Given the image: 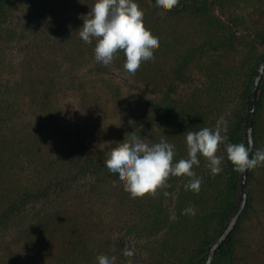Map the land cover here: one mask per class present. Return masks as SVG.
I'll return each mask as SVG.
<instances>
[{
  "label": "trees",
  "instance_id": "trees-1",
  "mask_svg": "<svg viewBox=\"0 0 264 264\" xmlns=\"http://www.w3.org/2000/svg\"><path fill=\"white\" fill-rule=\"evenodd\" d=\"M22 1L0 0V36L14 32L10 27L12 14ZM41 1V11L49 3L51 9L59 10L58 17L65 14L68 4L81 2L86 12L90 10L88 0ZM136 2L144 12L146 28L158 37L159 48L154 51V60L143 63L135 75L128 73L133 90L143 98L131 119L118 129L114 147L130 139L133 132L150 145L163 137L175 146L174 162H178L187 158V131L214 129L222 121L221 134L226 140L217 152L222 171L213 175L200 156L199 165L193 166L197 178L202 179L199 192L185 188L190 179L187 176L170 177L154 195L135 199L122 184L117 203L124 206L128 219L120 225L124 233L115 240L106 233L102 212L48 211L37 223L28 224L29 248L13 250L6 264H99L100 255L114 258L113 264H206L212 244L241 203L242 173L227 159L226 145H248L251 91L264 56V0H180L172 11L161 10L155 0ZM79 16L78 11L74 32L83 23ZM77 50L79 56L84 55V49ZM124 61L123 53H117L114 62L124 69ZM36 79L29 82L26 75L23 77L29 103L44 106L42 111L57 105L55 83L42 89V78ZM16 136L0 128V213L4 216L11 218L28 204L48 198L54 190L79 182L90 173L102 177L109 173L105 160L114 148L111 146L97 149L86 159L81 157V163L72 156L39 165L37 177L23 183L22 176L34 155L23 145L27 138L18 140ZM254 136L253 154L264 149V78ZM189 208L194 215L185 211ZM258 235L264 237V166L249 170L246 209L217 250L213 264H242L252 259L259 250L250 253ZM125 248L133 255L126 257Z\"/></svg>",
  "mask_w": 264,
  "mask_h": 264
},
{
  "label": "rangeland",
  "instance_id": "rangeland-1",
  "mask_svg": "<svg viewBox=\"0 0 264 264\" xmlns=\"http://www.w3.org/2000/svg\"><path fill=\"white\" fill-rule=\"evenodd\" d=\"M88 3L90 8L94 0ZM48 4L41 11V0H23L12 14L14 32L0 36V128L5 134L17 135L18 140L27 138L23 145L34 155L22 176L23 183L37 177L39 165L72 156L81 163V157L97 149L114 147L118 129L131 119L143 98L133 90L131 75L114 61L108 66L97 62L92 55L95 41L87 44L72 30L78 25L74 21L78 11L80 18L90 10L86 12L81 2L68 4L65 14L58 17L59 10ZM78 48L84 49L83 56L77 54ZM25 75L29 82L41 77L42 89L55 83L58 104L42 111L44 106L29 103L30 96L23 89ZM121 185L118 175L90 173L54 190L48 198L28 204L11 218L0 213V264H6L13 250L29 248L28 224L37 223L48 211L102 212L106 233L115 240L124 233L120 225L128 219L124 206L117 203ZM252 245L250 253L259 250L242 264H264L263 235Z\"/></svg>",
  "mask_w": 264,
  "mask_h": 264
},
{
  "label": "clouds",
  "instance_id": "clouds-1",
  "mask_svg": "<svg viewBox=\"0 0 264 264\" xmlns=\"http://www.w3.org/2000/svg\"><path fill=\"white\" fill-rule=\"evenodd\" d=\"M155 2L161 10L172 11L179 6L180 0ZM80 18L83 27L78 30L79 37L87 44L95 41V60L104 66L110 65L117 53L122 52L124 70L135 75L143 63L154 60L159 39L146 28L144 12L136 0H94L90 12ZM221 124L222 121H218L214 129L205 127L199 131H187V158L178 162H174L175 146L165 138L150 145L133 132L130 139L118 143L107 153L106 167L110 173L118 175L124 190L133 199L154 195L173 176L189 177L185 188L199 192L202 179L197 178L193 166L199 165L200 156L205 158L213 175L222 171V158L217 152L226 137L221 134ZM253 147L251 141L247 146L244 143L226 145L227 159L235 171L244 173L264 166V149H257L252 154ZM185 211L195 214L191 208ZM123 254L130 257L133 252L125 248ZM97 259L99 264H113L114 258L100 255Z\"/></svg>",
  "mask_w": 264,
  "mask_h": 264
},
{
  "label": "water",
  "instance_id": "water-1",
  "mask_svg": "<svg viewBox=\"0 0 264 264\" xmlns=\"http://www.w3.org/2000/svg\"><path fill=\"white\" fill-rule=\"evenodd\" d=\"M263 78H264V56L258 66L257 73L255 76L253 88L251 91L250 107H249V113H248V122H247L248 143L249 141H251L254 145L252 149V154L255 148L254 122L256 118L260 87H261ZM242 187H243V196H242L241 203L238 209L236 210L235 214L231 218L229 224L223 231V233L212 244L206 264H213L215 257H216L217 250L223 244V242L232 234L233 230L238 225L243 212L246 209L248 199H249V170L242 173Z\"/></svg>",
  "mask_w": 264,
  "mask_h": 264
}]
</instances>
